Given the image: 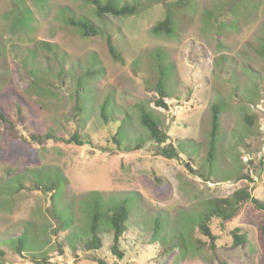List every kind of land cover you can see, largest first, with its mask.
<instances>
[{"label": "rangeland", "instance_id": "rangeland-1", "mask_svg": "<svg viewBox=\"0 0 264 264\" xmlns=\"http://www.w3.org/2000/svg\"><path fill=\"white\" fill-rule=\"evenodd\" d=\"M99 1L136 12L102 18L86 0H0V111L16 130L8 137L0 120V264L43 256L45 264H264V214L251 206L230 222L212 221L214 249L197 228L215 199L238 190L264 202V0ZM168 13L173 33L155 35ZM71 21L98 33L84 36ZM108 37L123 63L112 59ZM160 73L167 109L149 92ZM214 106L220 129L209 164ZM142 108L180 160L160 156ZM39 131L56 140L39 146ZM73 136L91 145L69 144ZM191 160L209 182L188 172ZM123 201L130 218L119 259L107 216ZM93 212L102 215L103 248L88 253L81 243ZM236 229L247 237L238 246ZM198 241L206 246L197 250Z\"/></svg>", "mask_w": 264, "mask_h": 264}, {"label": "trees", "instance_id": "trees-1", "mask_svg": "<svg viewBox=\"0 0 264 264\" xmlns=\"http://www.w3.org/2000/svg\"><path fill=\"white\" fill-rule=\"evenodd\" d=\"M92 3L97 9V15L99 17H106V15H112L114 17H122L126 15H133L136 12V7L134 6H124L121 8L115 7L111 2H108L105 5H102L99 0H86ZM173 22L174 17L171 13L167 14V17L159 22L156 26L153 27V33L155 35L165 34L171 35L173 33ZM71 26L78 27L83 31L84 36H94L97 35L98 31L96 30L94 25L86 24L85 22L82 23H75L70 22ZM107 48L113 60L116 62L123 63L120 53L117 51L113 40L111 37L107 38ZM150 89V88H149ZM152 92L154 94V104L158 108L167 109L168 105L166 100L168 99V94L164 88V80L161 77V73L159 76L158 85L153 89ZM80 100H76V108L79 112H81V108L79 106ZM214 115L212 118V129L210 135V143H209V150L207 156V162L209 164L214 163L216 157V139L219 134L220 129V111L221 109L217 106L213 107ZM82 113V112H81ZM141 124L149 131L150 138L152 141L160 148V156L167 160H180V153L178 149L172 143L169 135L163 132L160 124L157 122L158 118H155L151 115V113L146 112L143 108L141 109ZM102 117L107 119L106 116V105L102 107ZM249 117H245L248 120ZM0 120L6 126L7 129V136L13 137L16 133L15 126L13 121L7 116L4 112L0 111ZM32 140L34 143L38 144L39 146H45L47 141L56 140L55 135L52 131L44 133V131H39L32 136ZM115 143L118 142L114 139ZM69 144L74 143L79 146L91 145L89 142L80 141L77 136H73L70 140L67 141ZM186 169L191 175L199 177L203 181L209 182V178H207V173L204 171H199L192 167L195 164L192 160L190 163H184ZM194 166V165H193ZM241 179H246L251 181L249 175H244ZM53 187V186H52ZM51 188L48 190L50 191ZM251 206L254 211L264 214V202L252 196V194L247 189H241L233 193L232 197L230 198H218L212 202L209 210L203 215V219L198 223L197 228L198 232L201 236L205 239L209 240L210 247L212 249L215 248V242L217 240L216 236L214 235L211 224L213 220H220L222 223H227L232 221L234 218L238 216V213L244 206ZM108 212L110 213L107 216V223L111 230L113 231L112 237V245L110 247L111 253L118 257L119 259H123L124 254L120 250L121 240L124 237V234L128 230L127 223L130 218V210L129 206H127V201H123L120 204H116L115 206H111L108 208ZM101 223H102V215L99 212H93L91 215V224H90V238L85 242L81 243L82 247L86 252H99L103 248V240L101 238ZM160 229L159 221L156 220L155 222V229L154 235L152 237L153 242H157L158 234ZM258 234L259 239L264 243V222L260 223L258 227ZM164 241V240H162ZM174 241V240H173ZM247 241V237L245 234L240 233V229H236L233 233V244L238 246L243 244ZM1 242V241H0ZM18 246L15 247V250L18 254H22L24 251V242L18 240ZM175 242V241H174ZM173 242V243H174ZM172 243L164 247V251H167ZM200 246H206V242L198 241L196 242L197 250H200ZM59 253L64 255L61 247H58ZM6 255L5 251L0 246V258ZM47 259L42 257V261H34V264H45L47 263ZM99 264H104L100 260H96Z\"/></svg>", "mask_w": 264, "mask_h": 264}]
</instances>
